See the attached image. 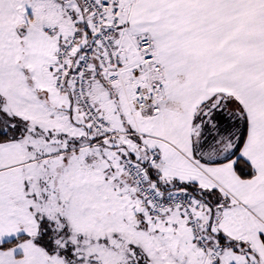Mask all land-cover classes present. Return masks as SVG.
I'll list each match as a JSON object with an SVG mask.
<instances>
[{
  "label": "snow or ice",
  "instance_id": "snow-or-ice-1",
  "mask_svg": "<svg viewBox=\"0 0 264 264\" xmlns=\"http://www.w3.org/2000/svg\"><path fill=\"white\" fill-rule=\"evenodd\" d=\"M0 264H264V0H0Z\"/></svg>",
  "mask_w": 264,
  "mask_h": 264
}]
</instances>
